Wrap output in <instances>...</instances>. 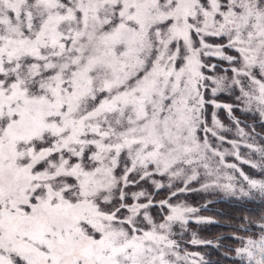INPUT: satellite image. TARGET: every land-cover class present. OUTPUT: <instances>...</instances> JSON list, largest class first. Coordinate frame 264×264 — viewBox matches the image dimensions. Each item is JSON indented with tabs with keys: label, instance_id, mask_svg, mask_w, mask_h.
I'll use <instances>...</instances> for the list:
<instances>
[{
	"label": "snow or ice",
	"instance_id": "6c2138e0",
	"mask_svg": "<svg viewBox=\"0 0 264 264\" xmlns=\"http://www.w3.org/2000/svg\"><path fill=\"white\" fill-rule=\"evenodd\" d=\"M0 264H264V0H0Z\"/></svg>",
	"mask_w": 264,
	"mask_h": 264
},
{
	"label": "trees",
	"instance_id": "16d2710c",
	"mask_svg": "<svg viewBox=\"0 0 264 264\" xmlns=\"http://www.w3.org/2000/svg\"><path fill=\"white\" fill-rule=\"evenodd\" d=\"M192 202L193 203H202L203 198H198V197L194 196V197H192ZM212 207L213 208H223L226 215L225 216H217V213L213 212V211L202 212L201 214L206 215V216L216 217L217 219H219L221 221V223H224L226 220H228V218L230 216L238 214L240 212L239 209L233 208V207H230V206L224 205V204L213 205ZM229 231H231V229L213 225V226L209 227L206 231H203L201 233V235L204 236L205 238H214L218 235H221V234L229 232ZM225 243H230V241H225ZM196 250L205 251V249H196ZM213 258H216V253H213Z\"/></svg>",
	"mask_w": 264,
	"mask_h": 264
},
{
	"label": "rangeland",
	"instance_id": "374dc122",
	"mask_svg": "<svg viewBox=\"0 0 264 264\" xmlns=\"http://www.w3.org/2000/svg\"><path fill=\"white\" fill-rule=\"evenodd\" d=\"M245 170H246V171H248V168H247V166H245ZM205 216H206V215H205ZM194 250H196V249H194Z\"/></svg>",
	"mask_w": 264,
	"mask_h": 264
}]
</instances>
